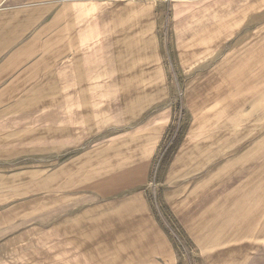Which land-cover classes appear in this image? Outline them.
<instances>
[{
  "label": "crops",
  "instance_id": "1",
  "mask_svg": "<svg viewBox=\"0 0 264 264\" xmlns=\"http://www.w3.org/2000/svg\"><path fill=\"white\" fill-rule=\"evenodd\" d=\"M157 2L0 0V264H264V0Z\"/></svg>",
  "mask_w": 264,
  "mask_h": 264
},
{
  "label": "built area",
  "instance_id": "2",
  "mask_svg": "<svg viewBox=\"0 0 264 264\" xmlns=\"http://www.w3.org/2000/svg\"><path fill=\"white\" fill-rule=\"evenodd\" d=\"M89 1H119V0H89ZM179 118L177 119V125H175V129L169 133L167 136V141L163 147L158 151L156 154L152 169L150 173V179H151V187L153 188L151 197L153 200V207L155 209L157 217L161 220L163 225L166 227L169 235L172 237H176L178 239V232L180 233V230L177 227V223L175 219L172 217V215L167 211L165 205L163 202L160 201V198L158 197V189H159V174L163 170L164 165L169 160V157L172 153V151L175 148L176 141L178 140L180 136V131L182 127V123L184 121V115L179 112Z\"/></svg>",
  "mask_w": 264,
  "mask_h": 264
},
{
  "label": "rangeland",
  "instance_id": "3",
  "mask_svg": "<svg viewBox=\"0 0 264 264\" xmlns=\"http://www.w3.org/2000/svg\"><path fill=\"white\" fill-rule=\"evenodd\" d=\"M119 1H134V2L137 1L138 3H143L145 5L152 4L153 8L155 10V12L153 14L159 15L161 17V14L163 13V11H162L163 9L160 8L159 3L157 2V1H161V0H119ZM164 28H166V27H164ZM164 28L160 27L159 30L162 31V29H164ZM171 91H172V95L173 96L171 95V98L167 102V106L173 108L177 112L181 111V113H183V106H184V105H182L183 104L182 103V101H183V92H184L183 86L181 84H179V83H177L175 86L171 85ZM151 169H152V167H151ZM150 173H151V171H150ZM150 176L151 175H149V179H148L147 185L144 187V189L142 191L146 195L147 200L149 202V205L151 207H153V200H152V197H151V193H152L153 188L151 187ZM160 201H161V199H160ZM161 202H163V201H161ZM166 209H167V207H166ZM172 217L175 219V217L173 215H172ZM159 221H160V219H159ZM175 221H176V219H175ZM176 223H177V221H176ZM177 227H178V224H177ZM179 236H180V233L178 232V238H179ZM170 238L171 239L173 238L175 241H178V239L176 237H174V236H172V237L170 236ZM179 248H181L180 250H181L182 253L183 252L186 253L187 251H189V247L187 248L185 246H182V247L180 246Z\"/></svg>",
  "mask_w": 264,
  "mask_h": 264
}]
</instances>
